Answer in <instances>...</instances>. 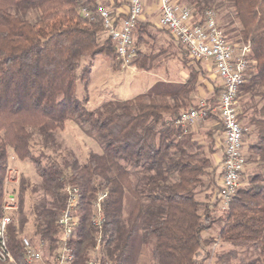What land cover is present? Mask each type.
Masks as SVG:
<instances>
[{
  "label": "trees",
  "instance_id": "16d2710c",
  "mask_svg": "<svg viewBox=\"0 0 264 264\" xmlns=\"http://www.w3.org/2000/svg\"><path fill=\"white\" fill-rule=\"evenodd\" d=\"M99 1L0 0V217L9 154L29 161L39 178L34 185L17 177V219L12 214L6 231L15 263L27 264L22 236L27 195H39L30 205L34 235L52 253L59 247L56 221L70 198L65 189L75 187L76 224L67 241L71 264H130L138 232L149 246L146 264H264V0H175L188 5L196 21L205 10L214 11L228 41L249 45L238 120L244 166L251 170L223 211L216 198L219 173L208 155L221 125L209 113L212 128L203 143L192 139L193 125L175 124L181 112L194 107L192 94L203 75L196 62L181 56L189 72L174 92L108 100L95 111L74 98L81 58L88 59L80 72L84 77L97 56L111 60L115 54L96 14L98 5L112 7L109 0ZM82 9L94 19L84 17ZM136 27L131 64L147 69L149 56L143 65L137 45L148 26L139 20ZM218 96L215 88L211 101ZM65 121L100 151L89 152L83 162L70 150L59 151L55 131ZM99 193L105 197L102 221L95 225L93 203ZM201 194L203 201L197 198ZM126 197L132 204L124 216ZM220 243L230 249L211 255V247ZM249 249L257 254L249 262H232L238 250Z\"/></svg>",
  "mask_w": 264,
  "mask_h": 264
},
{
  "label": "built area",
  "instance_id": "2783aa9c",
  "mask_svg": "<svg viewBox=\"0 0 264 264\" xmlns=\"http://www.w3.org/2000/svg\"><path fill=\"white\" fill-rule=\"evenodd\" d=\"M145 0H127V12L123 17H117L111 9L98 5L96 14L100 19L105 36L114 45V62L120 68L128 67L135 55L133 32L141 18L142 6ZM99 4L100 1L96 0ZM158 8L157 26L165 30L188 56L199 62L210 60L215 74L221 83L218 100L215 105L199 100L194 107L181 112L175 124L185 128L203 122L209 113L217 116L221 125L222 158L218 166L219 180L216 198L220 211L226 210L240 186L241 173L244 168L243 129L238 120V93L244 82L247 68L249 45H235L228 41L221 29L216 25L215 13L205 10L201 21H196L191 9L175 0H156ZM84 17L90 16L85 9L81 11ZM14 171H8L9 180ZM70 196L66 207L56 221L59 228L57 239L59 247L53 254H49L48 264H71L73 257L67 247V241L72 235L76 224L73 215L77 203V189L67 187ZM105 193H99L93 203V224L102 221L101 202ZM16 198L7 195L3 202V215L0 217V264H16L8 248L6 231L12 222V213L17 209ZM220 241L218 240L217 243ZM43 241L31 242L23 239V254L27 264H46ZM87 264H95L89 260Z\"/></svg>",
  "mask_w": 264,
  "mask_h": 264
},
{
  "label": "rangeland",
  "instance_id": "374dc122",
  "mask_svg": "<svg viewBox=\"0 0 264 264\" xmlns=\"http://www.w3.org/2000/svg\"><path fill=\"white\" fill-rule=\"evenodd\" d=\"M188 6V5H187ZM223 13L220 12L217 15V23L221 27L225 25V23L220 18V15ZM148 30L155 36H158L162 32L167 33L162 28H159L155 24H150L148 26ZM151 34V36H153ZM163 34V33H162ZM133 35L135 33L133 32ZM170 38V37H169ZM135 39V38H133ZM171 39V38H170ZM143 43H139L138 48L141 50H146L148 52H156L157 43L153 38L146 37L143 35ZM174 48L178 51V58L181 61V56L185 55L190 61L196 62L200 67L203 62L195 61L191 59L186 50L180 46L174 40H171ZM155 42V43H154ZM136 44V43H135ZM149 47H151L149 49ZM115 54L110 60L107 57L97 56L89 67V72L87 76L80 77L81 68L86 66L88 63V59L86 57H82L79 62V67L77 70V79L74 88V98L78 101L87 111H95L100 108V106L108 100H117L123 101L128 100L136 95L145 94L150 95L153 93L168 91L171 89V78L175 76V73H178L181 70L182 65L179 63V60L176 61V58L172 56L164 57V59L158 58L153 64L157 65H170V67H162V68H151L150 70H136L135 67L130 63L128 67L120 68L117 63L114 62ZM182 62V61H181ZM189 66V65H188ZM183 75H176V80L179 81ZM209 78V74L206 73V76L203 77V81L201 79L197 89L199 88L202 94H205L208 88V84H214V81L209 82L207 80ZM210 79V78H209ZM205 80V81H204ZM212 80V79H211ZM196 89V92H197ZM206 91V92H205ZM204 92V93H203ZM220 93V90H219ZM219 97V96H218ZM206 96L202 97V100H207ZM211 105H215L217 99L215 101H208ZM196 104V103H195ZM213 123L219 124V120L216 115L213 117ZM206 121V120H205ZM203 121V122H205ZM203 122L197 123L201 126L204 124ZM242 122L240 121V124ZM196 125V124H195ZM202 129V128H201ZM55 137L57 143L59 145V151L70 150L76 156L79 162H83L89 152H99L100 148L98 144L83 134L80 129L72 122L65 121L61 128L56 129ZM206 140L205 138H203ZM218 146L222 148L221 142L217 141ZM245 147L243 146V149ZM223 153V149H222ZM8 159V167L12 172L10 183L5 187L6 195H15L16 187H17V177L23 176L27 178L31 184L37 185L39 182V178L35 174V170L33 165L29 161H20L17 160L12 154H9ZM218 170V166H217ZM251 167L244 166L241 178H240V186H242L245 182L246 176L248 172H250ZM239 186V187H240ZM38 193L34 194L33 197L27 195L24 201L23 212L26 218V222L22 227V236L31 242L37 241V238L34 235V228L32 217L30 214V205L33 201L37 200ZM197 198L200 200H204V195L201 194ZM16 201V200H15ZM17 203V202H16ZM132 204V200L129 197L124 199V216H126L130 206ZM218 212L217 214H219ZM13 217L17 219V215L15 212L12 213ZM230 247L226 245H222L221 243L217 246L211 247V255H215L217 253L226 252ZM50 250L45 247L43 249L44 257L46 258V264L49 263L47 257L49 254H53ZM132 260L130 264H146L148 260L149 246L143 244L141 239V233L138 232L136 236L132 238ZM238 257L233 259L232 262L242 261L243 263L249 262L252 258H254L257 254L252 249L249 250H238ZM211 261H207L205 264H210ZM39 264V263H36Z\"/></svg>",
  "mask_w": 264,
  "mask_h": 264
},
{
  "label": "crops",
  "instance_id": "0c3cea01",
  "mask_svg": "<svg viewBox=\"0 0 264 264\" xmlns=\"http://www.w3.org/2000/svg\"><path fill=\"white\" fill-rule=\"evenodd\" d=\"M108 3L112 7V9H111L112 12L117 17H123L125 15V13L127 12V8H128L127 0H116L115 2L113 0H109ZM157 19H158V8H157L156 0H145L143 3V6H142V14H141V18H140L141 24H146L149 27H150V24L157 25ZM134 33H135V35H133V38H135L134 40H136L135 36L138 34V27L135 28ZM162 33L159 34L158 36H155L152 33H150L148 29H147L146 33H142V35H145L146 37L154 39V41L157 43V50H156V52H148L146 50L144 51V50H141V48H138V50L144 54V56L139 57V61L142 62V64L144 65V64H146L145 60L147 59V57L145 59V56H149V59H148V63H147V69L137 68L135 65H133L136 70H150L151 68L170 67V65H163L162 66V65H160V63L157 65L153 64L155 61L158 60V58H161V57L164 59V57H168V56L174 57L175 56L174 59L176 58V61L179 60V59H177L179 56L178 51L174 48L172 41L169 38L170 37L169 34L165 33V32H162ZM151 34L153 36H151ZM150 48L151 47H149V49ZM150 57H151V59H150ZM179 63H181L182 68H181V70L178 71V73H175V76L180 75V74H182L183 76L181 77V79H179V81L176 80L175 76H173V78H171L172 79L171 80V85H172L171 89L168 91H163V92H174L181 85H183L185 83L189 69L186 66H184L180 60H179ZM201 65L202 66L201 67L199 66V67L201 69V72H203V75H201L199 77L197 87H198L201 79L203 81V77L206 76V73L209 74V78H210V79L208 78L207 80H209V82L212 81V83L214 81V84H211V83L208 84V88H207L208 92L205 91L206 92L205 94H202L200 89L196 88L197 92L195 91L192 94V103H191L192 105H195V103H197L199 100H202V97H204V96L208 97L205 99H207L208 101H211L213 99L214 89L215 88H218L219 90L221 89V83L215 74L212 62L210 60H208V61L203 62ZM203 123L204 124H202L203 126H201V127H199L200 126L199 124L191 126L189 128V132L192 134V139L201 141L203 143H207L208 142L207 132L210 131L212 128V121L207 120ZM203 138H205L206 140H204ZM217 141L221 142V146H222V134H221V132L214 135L212 152L208 153L209 158L211 160V163L215 166H219L220 160L222 158V148H220V146H218ZM9 170L10 169H8V171ZM7 182H8V184L10 183L9 177L7 179Z\"/></svg>",
  "mask_w": 264,
  "mask_h": 264
}]
</instances>
